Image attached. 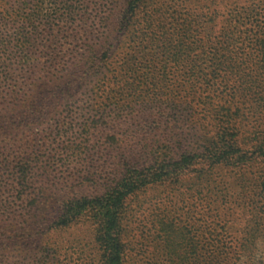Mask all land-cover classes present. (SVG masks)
Returning <instances> with one entry per match:
<instances>
[{
	"label": "trees",
	"instance_id": "obj_1",
	"mask_svg": "<svg viewBox=\"0 0 264 264\" xmlns=\"http://www.w3.org/2000/svg\"><path fill=\"white\" fill-rule=\"evenodd\" d=\"M141 1L124 0L119 12L116 0L96 6L95 0H0V264H60L58 234L85 224L101 249L97 264H122L121 221L128 196L189 177L200 183L224 167L241 178L246 192L247 166L264 162V136L252 144L253 152L237 137L243 120L264 121V0H192L194 12L171 7L167 23L151 20L147 41L155 46L147 54L158 49L166 53L164 64L179 69L148 70L135 85L132 72L118 78L113 59L117 25L124 21L128 29L126 19ZM81 95L95 106L74 125L68 118ZM142 95L147 106L139 108L147 110L151 125L147 136L117 131L129 120L118 104L129 105ZM59 114L67 120L38 133L41 122ZM97 132L108 148L101 153L103 164L75 165L68 174L89 180L96 194L56 201V216L35 213L40 203L35 196H46L49 189L38 177L49 176L58 163L86 157L90 136ZM189 134L194 141L187 143ZM125 138L139 149H122ZM245 195L211 221H223L219 227L229 230L238 218L235 206L264 205L263 196ZM261 212L244 220L238 259L251 258L264 228ZM160 225L167 254L180 264H232L221 230L204 236L206 247L186 243L183 254L169 222Z\"/></svg>",
	"mask_w": 264,
	"mask_h": 264
},
{
	"label": "rangeland",
	"instance_id": "obj_2",
	"mask_svg": "<svg viewBox=\"0 0 264 264\" xmlns=\"http://www.w3.org/2000/svg\"><path fill=\"white\" fill-rule=\"evenodd\" d=\"M104 1L95 0L93 5L96 6ZM116 2V10L119 11L124 7V0H116ZM192 4H194L192 0H142L135 13L126 19L128 29H123L124 21L117 25L119 30L113 66L116 68L118 78H127L129 72H132L133 83L136 85L140 74L146 76L148 70L159 73L177 71L179 67L175 63L164 64L166 53L161 55L158 49H152L154 55L147 54L149 47L155 46V44L150 46V42L147 41L148 26L151 20L160 22L159 24L167 23L171 7L182 14L188 9L194 12ZM121 18L122 12L119 13L117 22H120ZM92 23L93 27L95 26L94 32L101 30L99 26L94 25L96 19ZM92 34L94 35V33ZM170 83L174 85L175 80L173 79ZM86 95L78 96L76 102L71 106L73 112L68 119L72 120L74 125L80 122L84 116L87 117L91 114L93 104ZM142 96V99H132V103L129 105H124L122 102L118 104V108L120 106L119 112L122 115L126 114V118L129 120L117 127V131H123L124 134L130 136H147L151 126L148 121L150 117L147 116V110L139 108L141 104L147 106V95ZM161 99L166 100V96L161 95ZM64 119V114H59L55 118L41 122L38 126V133L47 132L55 124L67 120ZM239 125L237 136L239 141L244 143L246 148H249V152H253L252 144L264 136V121L259 122L249 118L243 120ZM108 132L111 131L105 130L103 134ZM101 136L100 132L90 136L85 148L86 157L76 159V161L58 163L54 165L49 176L38 177L39 184L48 186L49 189L46 191V196H35L40 202L38 206L33 207L35 213H47L56 216L58 214L56 208L58 202L55 204L56 201L81 197L79 195L93 197L96 194L95 187L89 180L81 181L79 178H71L68 174L75 165L87 166L92 164L97 166L103 164L101 153L108 148L103 143ZM187 139V143L194 141L190 134L187 135ZM124 140L121 146L126 152L139 149L133 140L126 138ZM247 171L251 183L246 192L243 191L245 186L243 187L241 178H237V175L230 168L224 167L209 172L208 176L200 183L193 182L194 179L189 177L180 183L146 186L132 196H128L125 200L121 221V238L124 251L122 264H180V259L177 256L171 257L166 252L167 244L159 232L162 220L169 222L170 228L173 230L174 242L180 241L177 247L178 252L185 253L186 243H196L197 248L208 244L209 238L204 239V236L214 235L216 231L221 230L219 226L224 224L223 221L216 222L215 220L212 222L211 219L215 214L227 213L233 199L239 202L241 196L246 193L248 195L245 196H263L262 201L264 202V184L262 183L264 182V162H251L247 166ZM258 176L262 177L259 182H256ZM233 209L238 218L229 230L220 231L223 243H226L228 250H231L227 257L230 258L229 262L232 264H264V228L255 239L250 259H245L243 256L238 259L235 254L238 241L246 229L245 218L259 210L264 214V205L260 204L254 208L240 204ZM91 229L92 227L88 224L77 225L58 234L57 239L61 242V247L56 253L60 264L98 263L101 249L98 243L93 240ZM183 236L185 239H182ZM209 248L210 246H208ZM40 252L42 255L43 252Z\"/></svg>",
	"mask_w": 264,
	"mask_h": 264
}]
</instances>
